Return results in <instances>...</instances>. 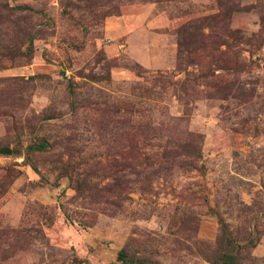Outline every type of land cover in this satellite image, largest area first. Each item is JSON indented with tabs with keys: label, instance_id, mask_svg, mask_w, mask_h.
Here are the masks:
<instances>
[{
	"label": "rangeland",
	"instance_id": "1",
	"mask_svg": "<svg viewBox=\"0 0 264 264\" xmlns=\"http://www.w3.org/2000/svg\"><path fill=\"white\" fill-rule=\"evenodd\" d=\"M129 263L264 264V0H0V264Z\"/></svg>",
	"mask_w": 264,
	"mask_h": 264
},
{
	"label": "trees",
	"instance_id": "2",
	"mask_svg": "<svg viewBox=\"0 0 264 264\" xmlns=\"http://www.w3.org/2000/svg\"><path fill=\"white\" fill-rule=\"evenodd\" d=\"M18 10H31L29 7H17ZM207 19L198 18L193 21L188 22L187 24L181 26L177 31L176 34L180 39L184 37V35L187 34L191 39H194L195 37H199L198 41L188 43V45L194 50V52H200V50H207V43L212 44V52H217V42L214 40L215 37H208L207 34H204L203 29L207 26ZM194 37V38H193ZM237 39V36H233ZM242 39V37H239ZM183 44H179L180 47H182ZM202 61V60H201ZM34 148V147H32ZM39 148V147H37ZM119 259L125 261L124 252L119 253ZM130 264V263H129ZM132 264V263H131Z\"/></svg>",
	"mask_w": 264,
	"mask_h": 264
}]
</instances>
